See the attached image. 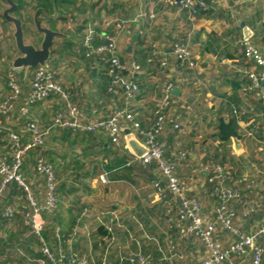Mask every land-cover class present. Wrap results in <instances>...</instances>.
Masks as SVG:
<instances>
[{
  "label": "crops",
  "instance_id": "1",
  "mask_svg": "<svg viewBox=\"0 0 264 264\" xmlns=\"http://www.w3.org/2000/svg\"><path fill=\"white\" fill-rule=\"evenodd\" d=\"M2 1L6 3L5 0ZM206 1L208 3V9L193 17L190 16L189 12L180 4L177 6L174 5L173 0H102L100 2H94L92 0H75V8L71 7L67 9H65L62 4H59L57 0H53L52 5H56L58 18L48 19L47 16L41 12L39 20L43 27L51 28L65 35V37L57 38L55 41L54 50L57 49L58 53L56 55L53 54L54 56L49 62V68L51 69L50 64H56L55 70L53 68L51 70L54 72L56 81L67 93L68 98L66 99L60 94H55L52 96V99L50 98L51 100H48L45 104L43 103L41 107L46 109L52 108L53 105H59L61 108L56 111V114L62 112L64 116L68 117L69 104L76 105L84 113L86 123L108 119L113 116L117 110L125 108V98L121 89H118L121 92L114 94H110L107 91L109 82L106 80L108 74L105 72V65L94 59H80L81 57L79 56L84 54L81 41L84 35V29L88 24H91L98 32L103 33L112 31V28H106V26H104L108 19L120 18L129 21L128 28L130 32L120 36V54L123 59L135 60L143 67V72L137 77V82L140 86V95L137 101L133 103L131 111L136 114L138 120L143 123L145 128H149L146 126H149L148 122L152 119L154 109L156 107L160 108V101L164 95L165 87L169 84L172 85L171 105L167 107L165 115V119L167 120L166 127L173 126L174 128V124H180L179 129L181 130L185 127L181 149L184 150V148H186L190 156V160L184 161L183 164L177 167V173L185 184L189 185L190 188L194 190L195 196L204 203L200 217L205 223L206 221L212 223L216 218L215 209L217 200L215 201L213 198L206 199V196L203 195L205 191L200 190V184H202L201 180L199 181L198 177H194L193 175L196 173L195 170L199 169V165L202 167V165L207 163V161H205V163L199 162V154L205 151L206 148L203 146L198 148V145L189 138L190 136L197 135L198 137L199 135H214L218 119L224 118L228 120L231 115V107L234 109L237 119L241 121L240 125L243 129L247 128L251 123L254 125L249 134L254 133L256 128L264 129L263 105L259 101L257 94L255 95V93H253V84L246 73L252 71L256 73L259 78L264 79V70L257 66L247 64L249 62L243 58V47L240 45V41L244 40L246 36H249V38L254 41L257 48L264 53V0ZM27 2L29 6L23 8L26 11H23V9L21 10V14L27 20L23 23L26 42L27 37L32 39L34 34L39 43L42 39V35L35 29L33 24L35 13L31 17L28 14V10H32L30 8L33 7V4L34 6L36 5L34 0H29ZM15 3L18 4L17 2ZM37 9L46 11L43 7H37L34 10L36 11ZM46 13L48 15H53L54 7L52 6L51 11H46ZM3 21L4 24H2L1 30L6 37H9L11 27L13 33L14 27L5 20ZM68 24H72V26L69 28ZM32 30L33 33L31 32ZM247 30L248 33H246ZM11 37L13 39V36ZM177 41L189 44L196 63L195 68L191 69L175 58L172 52V46ZM69 57L73 59L76 58V63H83L82 65L85 68H83V71L80 73L74 68L75 73L78 75L77 80H75L76 82L71 81L70 83L63 81L57 73L65 70L74 72V70H72L73 68L71 69L68 66L66 67L65 64H62L64 61L66 62ZM162 62H166V66H162ZM26 69L27 68L17 70L20 78L23 76V73L27 71ZM30 71L32 72L33 70ZM31 77L32 76L29 75L27 81L31 82ZM261 85L264 88L263 80ZM24 90L26 93L28 88ZM175 90H179L177 95L173 94ZM26 98L27 95L25 100ZM24 102L25 101L19 105L14 115L9 118L10 122L13 117L18 119V117H25L28 114L31 106L28 108L26 114L21 112V107L24 105ZM235 109L237 111H235ZM245 111L248 113H245ZM31 115V118H34L36 123L40 124V126L44 125V127H42L44 128V135H52L57 130L62 129L64 131H71L72 133L91 134L93 137L100 138V135L97 134L54 127V118L51 123L45 125L43 123V115ZM208 118L214 120L216 125L209 128L206 126L198 127V129L201 130L200 133L197 134L196 131L198 129L196 122L200 119L208 120ZM246 131L248 133V130ZM203 132L205 134H203ZM169 142L174 144L173 139H170ZM243 142L233 139L232 143L229 145L231 153L232 148L235 154H238L236 157L245 155L246 149L242 146ZM97 143H99V140ZM209 143L211 146H209L208 149L212 148L214 145H219L217 140L209 141ZM237 144L238 148L236 147ZM112 147L111 145V148ZM6 148L7 144L6 147L0 144V154L3 153V151L5 152ZM260 150L261 147H259L258 151ZM93 155L94 158H99L101 163L105 164L108 161V157L113 155V158H115V165L111 170L107 171L111 174L114 173V175L111 176L109 182L122 185L129 184L131 187H134L132 179L125 181L123 177L120 176L121 170L131 172L134 170V167H137L136 165L127 166L128 158L134 156L128 152L125 144L121 149L113 147L109 155L107 154V150L105 151L102 149H97ZM155 172L154 169L151 171V174H157ZM106 173L107 172L101 174L100 177L105 176L107 179ZM257 174L264 175V172H257ZM201 175L205 177L203 174ZM41 179H43L42 184L46 186L45 177H41ZM261 181L262 179L260 178V184ZM152 188L153 193L146 196L142 193L140 195L137 190L131 191L132 196L130 197L132 203L130 204L122 203L121 198L123 197V193L120 192L118 194L119 199L113 201V203L110 202L109 207L101 211L100 215H105L103 224H109L108 227L111 226L113 232L116 234L115 240L113 241L114 248H112L115 255L109 260L107 258L109 264L117 263V260H121L122 257H124L122 256L123 254L127 256L125 264L128 257L134 254H140V252H137L140 246L138 241L139 236L136 237V235H139V232L145 234L146 229L145 224L138 217L139 214L145 215L147 219L152 215L155 217L157 214L159 216L162 214V208L160 207L161 201L157 198L156 189L153 184ZM260 189L262 188L260 187ZM173 196V200L176 201L175 198H177V196L174 194ZM259 196H261V198H259ZM254 198L258 200L257 202H260V215L257 218H247V216H245L246 213L244 214V210L242 209V204L234 203L232 206L236 213L235 218L237 217V220L235 219L236 223L242 231L251 232L253 228L259 226L264 219V210H262V208H264V191H257V193L254 194ZM82 202L85 203L84 201ZM174 203H177V201ZM85 204L87 205L86 208L76 214L78 218L74 228L75 234L78 230L81 232L84 229L88 230L86 219L87 212L91 205ZM178 208L180 209L179 204ZM113 221H115V223ZM156 221V219H149L147 221L149 224L151 223L150 227L153 228L152 230H154L155 227L158 228L157 230H160V232L165 235V239H167V236L168 238L171 235L175 236V233L172 234L170 231L171 228L175 230L176 227H178L177 223L167 224L169 228L163 230L160 227V222L157 223ZM112 222L113 225H111ZM94 230L95 228H90L87 235L89 234L91 236ZM178 232L180 233V231H176L177 235ZM118 233L119 236L120 234L126 236L124 242L118 238ZM29 236L30 234H25V236L22 235V237H20L22 239L20 243L25 244V247H27L29 243L26 242ZM143 237L144 235H142L141 238L143 239ZM135 241L138 242H136L138 244L137 247L134 243ZM107 242L105 244H107ZM219 243L223 248H229V236L220 239ZM178 245L181 246L184 257L183 255L181 258L172 256L168 259L171 261L168 264H173L172 261H183L186 257L188 249L186 245H189L190 248V244L185 240V242L178 243ZM30 247L35 250V253L39 251L37 244ZM201 250L203 252L199 254L198 259L205 254L202 248ZM26 254L20 252V256L25 258V263L46 264L44 259ZM148 255L151 256L150 254ZM188 259L189 260H186L184 263L178 262L176 264L194 263L192 258Z\"/></svg>",
  "mask_w": 264,
  "mask_h": 264
},
{
  "label": "trees",
  "instance_id": "2",
  "mask_svg": "<svg viewBox=\"0 0 264 264\" xmlns=\"http://www.w3.org/2000/svg\"><path fill=\"white\" fill-rule=\"evenodd\" d=\"M16 2L18 3V17L20 18L22 23H25L27 20L21 14V10L25 6H29V4L25 0H16ZM34 2L36 8L43 7L44 9H46V11H51L53 6V0H34ZM57 2L59 4H62L65 9L71 7L75 8V0H57ZM202 12L204 11H200V14ZM11 39L12 37L5 38V51L3 47L0 48V80H4V76H6L8 72H10L12 68L11 62L16 57V55H18L14 40ZM252 43L255 45L253 40ZM57 53V49L53 50L52 57ZM79 57H81L80 59L88 60L84 54L80 55ZM243 58L247 60L245 55H243ZM248 62V65L256 66L253 62ZM105 67V72H107L108 74L106 80L109 82L110 71H113V73H117V71L109 64L105 65ZM36 68H30V70H34ZM119 73H121L122 76H126L127 74V72L125 71ZM250 81L252 82L251 79ZM26 83L28 84V86H26L25 84L24 86L22 85V95L19 100L17 102H13L14 109L8 114H0V144L5 145V147L7 144V148H9V150L12 147L10 144V136L12 134L19 136L20 144H22V146L33 142L34 135L31 132L26 131V128L30 124H35L38 130L43 133L44 128L42 127H44V125L40 126V124L36 123L34 118H31V114H33L34 116L40 114L43 115V123L47 125L53 121V118H55L57 113L56 111L60 110L61 108L59 105H53L52 108L50 107L44 109L43 107H41L43 103L33 105L30 107L29 112L25 117L20 116L21 118L18 117V119L13 117V119L11 118L12 121L10 122L9 118L14 115L19 105L23 101H25L27 92L29 91V89H31L32 81H27ZM24 89L27 90L26 93ZM118 92L121 91L118 90L116 93ZM253 93H255L256 95V92L254 90ZM7 97L8 95L6 96V98ZM52 98L53 97H51V99ZM259 101L263 105L264 109L263 101ZM230 111V118L228 120L219 118L217 121L215 134L207 136V138L211 136L210 138H208V142L213 140H217L219 142V145H214L211 149H206L205 151H203H211L213 155L208 156L206 153L204 155L199 154V156H201L202 158H206L207 163L211 165L221 166L224 170L226 164L236 163L234 162V157L231 156V151L229 149V145L232 143L233 139L242 142L244 141L245 147L251 148L250 156H252L254 159L256 157L262 156V154L264 156V129L256 128L254 130V133L249 134L250 130L253 129L252 126L254 125L251 123L247 126V128L243 129V127L240 125L241 121L237 119L232 107ZM235 111L237 110L235 109ZM166 112L167 108L160 109L159 107H156L153 111L151 121L148 122L149 126L146 127H149V129H151L158 121V118L161 116H163L165 119ZM245 113L248 112L245 111ZM141 124L143 126V123ZM246 130H248V133ZM182 132L183 130L175 129L173 128V126L165 127L161 135L158 136V141L159 144H161L164 148L165 161L176 165L175 174L178 177L179 181L185 184V182L181 177H179L177 173V167L183 164L184 161L190 160L188 150H186V148H184V150L181 149L182 140L184 138ZM170 139L174 140V144L169 142ZM98 140L99 143H97ZM259 147H263L262 154L258 153ZM112 148L109 140L102 135H100V138L98 139L96 137H93L91 134L72 133L71 131H64L61 129L57 130L52 135H43L42 143H38L36 146L28 150L23 157L21 173L30 185L32 194L40 203L44 202V200H40V193L38 192V188L39 191H41V186L35 182L31 184L30 177H38L40 179V183L42 184L43 179H41V177L44 178V176L36 170V165L39 159H44L53 168L56 181L55 191L57 195V205L52 213L49 214L48 212H43L41 214V219L45 223V228L41 230V236L45 241V245L51 251L55 262L59 264H70V262H72L73 260L76 262H82V264H109L107 258L109 260L115 255V252L112 248H114L113 241L115 240L116 234L113 232L111 226L108 227L109 224L107 225L104 223L98 225L91 236L89 234L87 235L74 233V228L77 224L78 218L76 214L86 208L87 205L80 200H73L71 198V196L74 193H77L79 189L74 186L70 187L67 184L66 178L68 177L70 169H73L75 165L82 162H88V160L90 161L91 158H94L93 154L97 149H102L105 151L107 150V154L109 155L112 152ZM182 154L185 155L184 158L181 157ZM11 161V158H8L6 160V162L8 163ZM242 165L243 162H241L237 166L231 165V170H225V179L223 182H209L208 176L202 177L199 172L201 165H199V169L195 170L196 173H194L193 175L194 177L201 176L198 177V180H201L202 183L200 184V190L205 191L203 195L206 196V199L213 198L216 201L218 193L222 188L225 187L228 189H236L241 191L244 197L243 203L241 204L243 205L242 209L244 210V214L246 213L245 216L250 219L253 217L257 218L260 215V202H257L258 200L254 198V194H256L259 190L260 192L264 191V189H260V187L254 186V183L257 184L258 182H260V178L263 179L264 175L256 174L250 176L246 172L247 169H245ZM139 167L140 166H137L142 178L146 177L147 179H149V181H153V185L156 183L160 184L164 192V198L161 201L160 207L162 208V214L160 216L158 214L155 215V217L152 215L147 219L145 218V215L139 214L138 217L145 224L146 233L142 234L141 232H139V235H136V237L139 236L138 241L140 246L142 245L141 247H138L137 252H140L143 256L148 257L150 262L149 264H168V259L170 257L175 256L177 258H181L183 255L181 246L178 245V243H183L185 242V240L191 239V241H196L199 244L200 248L205 251V254L198 260H195L193 264H197L201 259L208 257L210 253L206 242L195 233H184L182 236L180 235L181 232H178V236L171 235L169 236V238L167 236V239H165V235L163 233H161L159 230L156 232L158 228L155 227L154 230H152L153 228L150 227L151 223L149 224V222H147L149 219H156L157 223L160 222V226L162 225V223L176 224L178 221V204L180 206L181 201L177 197L175 198L177 203H174L176 201L173 200V193L169 190L168 182L164 175L158 169L157 165L152 164L146 169ZM154 169L156 171L155 173L157 174H151V171H153ZM255 176H258L259 179H256ZM2 180L3 179L0 176V185L2 183ZM185 188L186 195L189 198H196L202 205L203 210L204 203L197 196H195L194 190L191 189L187 184H185ZM43 190H47V185L43 186ZM166 203L170 204L168 205ZM169 209L171 210L170 214H168ZM262 210H264V208H262ZM32 212L33 207L30 200L28 199V193L17 183H11L8 186L7 190L4 192L3 196L0 198V264H28L24 262L25 258L23 257V259L20 256V252L30 254L33 257H40L45 260L46 264H54V262L49 260L42 253L43 244L40 241V238L33 232V229L28 222L27 215L31 214ZM235 219L237 220V217L233 218L234 226L238 230H240ZM263 223L264 219L259 224V226L253 228L251 232H247L244 230H240V232L250 235L257 232ZM189 224L190 220H186L183 224L180 225L187 227ZM176 229L180 230V228L178 227H176ZM176 229L172 230L171 228L170 232L174 234L177 231ZM27 233H29L30 236L26 240V242L29 243L27 247H25V244L20 243V240H22L20 237H22V235L25 236V234L27 235ZM119 233L117 235L118 238L124 242L126 236L121 234L119 236ZM142 235H144L143 239L141 238ZM228 236L230 238L231 245L236 236L233 233L225 230L220 224H217V231L213 234L214 242L219 243L220 239L226 238ZM106 242L107 244H105ZM136 242L137 241H135L134 243L137 247L138 242ZM260 243L264 248V236L260 238ZM36 244L39 247V251L35 253V250L30 246H34ZM224 249L228 248L224 247ZM148 254H150L151 256H149ZM122 256L124 257H122L121 260H117V263L115 264H125V259L127 256L126 254H123ZM233 262L234 264H252V255L248 253L244 256H234ZM224 264L229 263L226 262ZM261 264H264V255L262 257Z\"/></svg>",
  "mask_w": 264,
  "mask_h": 264
},
{
  "label": "built area",
  "instance_id": "3",
  "mask_svg": "<svg viewBox=\"0 0 264 264\" xmlns=\"http://www.w3.org/2000/svg\"><path fill=\"white\" fill-rule=\"evenodd\" d=\"M100 2L102 0H92ZM174 5H181L186 9L190 16H197L200 11L208 9L206 0H173ZM129 21L120 18H111L105 22L106 28H112L110 32H98L91 24H88L84 29V35L81 41V47L84 50V55L88 59L98 60L103 65L112 66L117 73L110 71V80L107 86V91L114 94L118 89H121L125 98V108L117 110L116 113L108 119L99 120L96 122L86 123L84 113L76 105L69 104L68 117L64 116L62 112L56 114L54 118V127L67 128L73 131L87 132L106 137L110 144L117 149L124 146L123 130L130 129L136 137L146 146L147 151L139 158L129 157L127 166H140L141 168H148V166L157 165L160 172L164 175L168 182L169 190L177 196L181 203L178 211L177 225L182 233H195L201 237L207 244L209 249V256L201 259L197 264H234V256H244L250 253L252 255V264H261L264 255V248L260 243V238L264 236V223L259 230L250 235L241 233L233 223V218L236 213L232 207L234 203H243L242 192L236 189L222 188L217 195V206L215 209L216 218L212 223L203 222L200 217L202 205L196 198H189L186 195L185 184L181 183L175 174L176 165L171 164L164 159V148L159 144L158 136L164 131L166 127V119L163 116L158 118L155 125L149 129L142 126L136 114L131 111L134 102L137 101L140 95V86L137 82V77L143 72L142 65L135 60H126L121 57L119 40L123 34L130 32L128 28ZM72 24H68L70 28ZM243 47V53L248 61L253 62L257 67L264 70V53L257 48L250 38H245L240 41ZM172 52L177 60L186 64L189 68H195L196 63L189 44L177 41L172 46ZM166 66V62L161 63ZM23 73V79L20 80L17 70H12L8 75V85L11 95L7 97L4 102H0V114H8L14 109V101H18L22 95V83L28 77L30 68ZM127 72L126 76H122L119 72ZM249 79L252 80L253 90L256 92L259 100L264 103V88L261 83L262 80L252 71L246 72ZM32 86L27 94L24 105L21 107V112L26 114L28 108L32 105L46 103L53 95L60 94L63 98H68L65 90L54 78V72L48 67H37L32 72ZM264 76V74H263ZM21 77V78H22ZM172 85L169 84L164 89V95L160 101V109L167 108L171 105ZM1 124V121H0ZM175 129L180 128V124H174ZM26 131L34 135L33 142L22 146L20 144L19 136L12 134L10 136V144L12 149V161L10 163L0 164V176L2 183L0 185V198L7 190L11 183H17L27 193L28 198L33 207V212L28 214V222L33 229V232L40 238L43 244V254L54 264V257L45 245V241L41 236L42 222L41 214L43 212L52 213L57 205V195L55 191L56 181L53 168L44 159H39L36 165V170L42 174L46 179L47 195L44 202L40 203L32 194V190L26 178L21 174L23 164V157L26 152L42 143L41 133L35 124H30ZM185 157L184 154L181 155ZM203 176H208L209 182H223L225 179V170L221 166L204 164L200 168ZM101 181L106 184L105 176L100 177ZM254 186L264 189V178ZM156 195L160 201L164 198V192L159 183L154 184ZM170 204V203H166ZM170 209L168 214H170ZM9 215V214H6ZM186 220H190V224L184 227ZM217 224L223 226L225 230L233 233L236 237L228 249H224L221 244L214 242L213 234L217 231ZM148 257L140 254H134L127 258L126 264H149ZM70 264H82V262L72 261Z\"/></svg>",
  "mask_w": 264,
  "mask_h": 264
},
{
  "label": "rangeland",
  "instance_id": "4",
  "mask_svg": "<svg viewBox=\"0 0 264 264\" xmlns=\"http://www.w3.org/2000/svg\"><path fill=\"white\" fill-rule=\"evenodd\" d=\"M25 1L27 2L29 0H25ZM5 8H7L6 3H4L2 0H0V48L3 47L4 51H5L6 35L1 30L2 24H4V21H3V19H1V17H2V13L5 10ZM30 9H32V10H28V12H29L28 14L31 17L35 13L34 4H33V7ZM23 11H26V10L23 9ZM15 15L18 16L19 12H17ZM31 32L33 33V30ZM12 34H13V29L11 27L9 37H11ZM27 43L33 44L35 46H39L38 44L40 42L38 43L36 36L33 34L32 39L27 37ZM17 56L18 55H16V57ZM14 59H13V61H14ZM75 60H76V58L73 59L72 57H69L66 60V62L64 61L62 64L63 65L65 64L66 67L68 66L71 69L73 68L72 70H74V68H76L75 70L78 71V73H80L81 71H83V68H84L82 65L83 63L77 64ZM13 61L11 62V64L13 63ZM50 67H51V69L53 68L55 70L56 64H54V65L50 64ZM12 70H14L13 66H12L10 72ZM75 70H74V72L73 71L70 72V71L65 70V71L60 72L61 74L59 72H57V73L59 74L60 78L63 81L70 83L71 81L74 82L75 80H77L78 75H77V73H75ZM10 72H8L6 76H4V80H0V102H4V100L7 99L6 96L11 95V91H10L9 85H8V75ZM29 75L32 76L31 71L28 73V76ZM79 76H81V75H79ZM22 79H23V77L20 78V80H22ZM26 82H27V78H26V80H24V82L20 81V83H22L23 86H24V84L26 86H28V84ZM200 113H202V112H200ZM196 123H197L196 124L197 129H198V127L200 128L201 126H206L209 128V127H214L216 125L215 121L210 120L209 118H208V120H201L200 119ZM184 128L185 127H183L182 133H184V130H185ZM200 130L198 129L196 131V133L199 134ZM204 132H203V134H205ZM208 138H210V137H208ZM208 138H207V135H205V136L199 135V137L197 135V136H190L189 139L192 140V142H195L198 145V148L203 146L204 148L208 149L209 146H211V144L208 142ZM194 140H196V141H194ZM243 143H242V146H243V148L246 149L245 155H242L240 157H236V155H238V154H235L234 149L231 148V150H232L231 156L234 157V162H236V163L235 164H230V163L226 164L225 170H231L232 166H235V165L237 166L241 162H243L242 166H244V168L247 169L246 172L250 176L256 175L257 172H264V156L262 154L263 153V147H261V150L258 151V153H261L262 156L256 157L254 159L252 156H250L251 155V148L250 147H248V148L244 147L245 143H244V145H243ZM12 153H13L12 149L9 150V148H6L5 152L3 151V153L0 154V163H5V164L7 163L8 164V162H6V160L8 158L12 159ZM205 153L208 156L213 155V153L211 151L203 152L201 154L204 155ZM199 158H200L201 163H205V161H207L205 157H203L204 158L203 159L201 156H199ZM249 163H252V164H249ZM114 165H115V158H113V155H110L108 157V161L106 164L101 163L99 158H91L90 161L88 160V162H82L80 164L75 165L73 169H70L68 177H66L67 178V184L70 187L74 186L77 189H79V191L77 193H74L71 196V198L73 200L74 199L80 200L81 202L84 201L88 205H91L88 212H87L88 214H87V219H86V221H87L86 223H88V226H87L88 230L84 229L82 232L80 230H78L77 233L79 232L81 234H87V232L89 231L90 228L94 229L98 225L103 224L105 215H102V214L100 215L101 211H103L105 208L107 209V207H109L110 202L113 203V201L118 200L119 199L118 194L120 192L123 193V197L121 198L123 204L132 203L131 197H130V196H132L131 191L137 190V192H139L140 195L142 193L145 196L151 195L153 193V188H152L153 182L151 180L149 181V179H147L146 177L142 178L140 176V171L137 167H134V170L131 172H128L125 170L120 171V174H121L120 176H122L125 181L130 180V179L133 180V183H134L133 186L134 187H131L129 184H123L122 185V184H116L114 182H109V180L111 179V176H113L114 173L111 174L107 170H111V168ZM105 172H107L106 174H107V180H108V182L106 184L101 183L102 181L100 180V175L103 173L105 174ZM77 177H78V179H77ZM195 177H201V176H195ZM255 177H257V176H255ZM257 178L259 179V177H257ZM30 179H31L30 180L31 184H33L35 182L41 186V191H39V188H38V192L40 193V195H39L40 200H44L45 196L47 195V190L46 191L43 190V185L40 183V179L38 177H33V176H31ZM86 189H87V191H86ZM261 194H263V193H261ZM259 198H261V196H259ZM40 220L42 222V227L45 228V223L43 222L42 219H40ZM113 222L115 223V221H113ZM113 222L111 225H113ZM203 222H204V220H203ZM206 223H210V222L206 221ZM160 227L163 230H167L169 226L165 223H162V225ZM179 231L181 232V229ZM27 234H29V233H27ZM183 234L184 233H182V232L180 233V235H182V236H183ZM175 235H177V234L175 233ZM187 242L190 244V248H189V245H186V247L188 248L187 252H186V257L184 258L183 261H172L173 264H176L178 262L184 263L186 260H189L188 258H192L195 261L198 259L199 254H202L203 251L201 250L199 244L196 241H191V239H189V240H187ZM169 262H171V261H169Z\"/></svg>",
  "mask_w": 264,
  "mask_h": 264
},
{
  "label": "water",
  "instance_id": "5",
  "mask_svg": "<svg viewBox=\"0 0 264 264\" xmlns=\"http://www.w3.org/2000/svg\"><path fill=\"white\" fill-rule=\"evenodd\" d=\"M8 7L3 11L2 17L4 20L14 27L13 39L15 47L18 51V56L14 59L12 66L15 70L23 68H48L49 62L52 58V52L56 44L57 38H63L65 35L61 32L55 31L51 28L43 27L39 20L40 13H44L48 19H57L58 13L56 5L53 4L54 14L48 15L45 10L37 9L33 17V24L35 29L42 35L39 46L27 43L25 38V29L21 20L15 15L18 10V4L13 0H5ZM248 33V30L246 31ZM248 35V34H246ZM249 38V36H246ZM179 90L173 92L178 94ZM124 144L128 152L134 157H141L146 151V146L136 137L130 129L123 130ZM238 148V144L236 146Z\"/></svg>",
  "mask_w": 264,
  "mask_h": 264
}]
</instances>
